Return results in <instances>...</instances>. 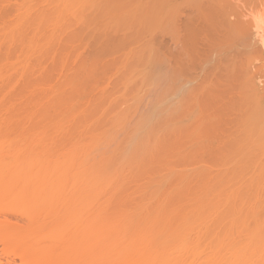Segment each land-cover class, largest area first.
<instances>
[{
	"label": "rangeland",
	"instance_id": "obj_1",
	"mask_svg": "<svg viewBox=\"0 0 264 264\" xmlns=\"http://www.w3.org/2000/svg\"><path fill=\"white\" fill-rule=\"evenodd\" d=\"M139 1L0 0V203L59 218L41 264H264V0Z\"/></svg>",
	"mask_w": 264,
	"mask_h": 264
},
{
	"label": "bare ground",
	"instance_id": "obj_2",
	"mask_svg": "<svg viewBox=\"0 0 264 264\" xmlns=\"http://www.w3.org/2000/svg\"><path fill=\"white\" fill-rule=\"evenodd\" d=\"M140 1H143V0H140ZM139 1V8H141V9H139V15H140V17H141V12L142 13H144V17L147 15V17H145V19H144V24L146 23V25L145 26H143V31H142V27H141V24H140V29L141 30H139V34H141L142 35V37L141 38H143V34H144V31H146V27H148L147 26V23H148V19L150 18L151 19V21L153 22V20L156 18V16H155V18H153L154 17V15L156 14H159L161 17H163V20L166 22V21H168V20H165L164 19V16H165V18L166 19H170L172 16H173V13L174 14H176L177 12H179L180 11V9H182V8H180V7H182L183 6V4L184 3H186L185 5H184V7L187 5V6H189V5H191L190 3H195L194 1H191L190 0V2H188L189 0H186V1H184V0H174V2L172 1H169V0H145V2H144V4H140V3H142V2H140ZM171 2L169 5H166V6H164L163 4H166L165 2ZM176 1V2H175ZM197 1V0H196ZM201 1V0H200ZM199 1V2H200ZM203 1V0H202ZM212 1H214V0H212ZM217 1V0H216ZM220 0H218L217 2H219ZM225 1H228V0H225ZM225 1H223L224 3H225ZM239 1V0H238ZM241 1V0H240ZM162 2H164L162 5H160V3H162ZM204 2V1H203ZM222 2V3H223ZM145 3H146V6H145ZM198 3V2H197ZM213 3V2H212ZM228 3V2H227ZM179 4H180V6H179ZM189 4V5H188ZM215 4V3H214ZM218 5H223V4H221V2L220 3H217ZM226 4V3H225ZM224 4V5H225ZM194 5V4H193ZM201 5V4H200ZM202 5H204V4H202ZM202 5H201V7H202ZM216 5V4H215ZM214 5V6H215ZM143 6V7H142ZM160 6H162V7H160ZM186 6V8H188ZM147 7V8H146ZM152 9H151V8ZM156 7H159V8H157L156 10H155V8ZM190 7H192V6H190ZM198 7H199V5L197 6V9H198ZM210 7H212L213 8V6H209V10H211L212 8H210ZM225 8V6H222L221 8ZM227 7V6H226ZM230 6L228 5V7H227V11H230V8H229ZM154 8V9H153ZM178 8V9H177ZM196 8V7H195ZM218 8L220 9V7L218 6ZM222 9L223 11H225V9ZM145 9V10H144ZM151 9V10H150ZM192 9H194V8H192ZM153 10H155V11H153ZM176 10H178V11H176ZM186 10V9H185ZM200 10H202V9H200ZM151 11H153V12H151ZM205 11V10H204ZM203 10H202V13L204 12ZM215 12V10L213 9V10H211V11H208V13H207V11H206V13L204 12V18L202 17V21L204 20H207V14H208V16L210 17V15H212V13L210 14L209 12ZM217 11V10H216ZM226 11V14L228 13ZM176 12V13H175ZM184 12V11H183ZM187 12V11H186ZM185 12V13H186ZM193 13H194V11H192ZM221 13H224V12H222V11H220ZM233 12H235V14H237V11H235L234 9H233ZM149 13V14H148ZM171 13H172V15H171ZM185 13H184V16H185ZM192 13V14H193ZM195 13H197L196 12V10H195ZM219 13V12H218ZM152 14H154V15H152ZM182 14V13H181ZM189 14V13H188ZM228 14H231V13H228ZM149 15V16H148ZM150 15H151V17H150ZM202 15V16H203ZM223 15V14H222ZM250 15V14H249ZM160 16H158V17H160ZM178 16V15H177ZM183 15H182V17H184ZM188 16V15H187ZM189 16H190V14H189ZM193 16V15H192ZM195 16V15H194ZM193 16V17H194ZM201 16V15H200ZM200 16H198V17H200ZM213 17L215 16V15H212ZM210 17V20H211V22H212V19H213V17ZM219 16V15H218ZM235 16V15H234ZM239 16V15H238ZM243 16V15H242ZM241 16V17H242ZM174 17V16H173ZM197 17V18H198ZM205 17H207L206 19H205ZM226 17V15L224 16V18ZM250 17H251V15H250ZM179 18H181V17H179ZM189 18V17H188ZM212 18V19H211ZM227 18V17H226ZM249 18V17H248ZM150 19H149V21H150ZM159 19V18H158ZM157 18H156V21L158 20ZM185 19V18H184ZM183 19V20H184ZM191 19V18H190ZM194 19H195V17H194ZM193 18H192V20H194ZM201 19V18H200ZM221 19V18H220ZM228 19V18H227ZM226 19V20H227ZM232 19V18H231ZM238 19V18H237ZM237 19L235 20L236 21V23H235V21H234V19H233V22H234V24L236 25H238V23H239V21H241L243 18H240V20L238 21V23H237ZM247 19V18H246ZM246 19H243V20H245L246 21ZM255 19V18H254ZM257 20H258V18H256ZM161 20V19H160ZM175 20H176V18H175ZM243 20H242V22H243ZM248 21H249V19H247ZM147 21V22H146ZM149 22V24H151V25H153V23L152 22ZM155 21V22H156ZM177 21V20H176ZM181 21H182V19H181ZM186 21V20H185ZM184 21V22H185ZM189 21V20H188ZM201 21V22H202ZM204 21H203V23H204ZM244 21V22H245ZM161 22V24L163 25L162 27H165V28H168V26L170 27L171 25L170 24H168V26L166 25V26H164L165 25V22H163V21H160ZM164 24H163V23ZM172 22V23H171ZM191 21H189V22H186V25H185V28L188 26V30H190V29H194V30H192V31H190V32H192V33H190L189 31H188V36H190L191 34H192V36L195 34V32L198 30V29H195V27L193 26V25H195V23H196V21H195V23H193V21H192V24L190 23ZM206 22V21H205ZM223 22V21H222ZM222 22H220V23H222ZM230 22H232V20L230 21ZM230 22H229V24H230ZM232 22V23H233ZM247 22V21H246ZM157 23V22H156ZM168 23H171L172 24V29L174 30L176 27H175V23L173 24V21L172 20H169V22ZM189 23H190V25H189ZM200 23V22H199ZM213 24H214V22H212ZM216 23H218V22H216ZM231 23V25L229 26V24L227 25V27H225L226 29H228V28H230V30H227V31H225V32H228L229 34H231V33H234V32H236L237 33V31H238V29H240V27H241V25H238L239 26V28H237V29H234V26L232 27V24ZM148 24V25H149ZM180 24H181V22H180ZM179 24V25H180ZM183 24H185V23H183ZM188 24V25H187ZM198 24V23H197ZM244 24V23H243ZM178 25V24H177ZM178 25V26H179ZM200 24H198L197 25V28H199L200 26H201V29H203V25H200ZM214 25H217V24H214ZM218 25H219V23H218ZM237 25L235 26V28L237 27ZM190 26H191V28H190ZM196 26V25H195ZM204 26H207V25H205L204 24ZM150 27V29H151V26H149ZM153 27V26H152ZM173 27H175V28H173ZM231 27H232V29H231ZM165 28H159L158 30H157V33H156V35L158 34V32H161V30H163V29H165ZM145 29V30H144ZM153 29V28H152ZM171 29V28H170ZM187 29V28H186ZM149 30V29H148ZM181 30V29H180ZM179 30V31H180ZM237 30V31H236ZM143 32V34L141 33V32ZM151 30H149V33H151L150 32ZM163 31H165V30H163ZM166 31H167V29H166ZM168 31H169V28H168ZM178 31V33H180ZM186 31V30H185ZM194 31V32H193ZM203 31H204V29H203ZM206 31V30H205ZM146 32H148V31H146ZM145 32V33H146ZM154 33V32H153ZM163 33H166V32H163ZM163 33H161L160 35H164ZM194 33V34H193ZM176 34V33H175ZM190 34V35H189ZM201 34V33H200ZM205 34V33H204ZM228 34V35H229ZM154 35V34H153ZM168 35H172V34H168ZM181 35V34H180ZM146 36H147V34H146ZM174 36H177V35H172V38L170 37V41H171V39H173L174 38ZM192 36H191V38H192ZM194 36H196V35H194ZM198 36H201V35H198ZM139 37H140V35H139ZM144 37H145V35H144ZM152 37V36H151ZM150 37V38H151ZM178 37V36H177ZM141 38H139V40H141ZM147 39V38H146ZM175 39H176V37H175ZM181 39V38H180ZM188 39H190V37L188 38ZM196 39V38H195ZM201 40H203L202 38H200ZM143 40H145V39H143ZM142 40V41H143ZM149 40H151V39H149ZM178 40V39H177ZM185 40H187V39H185ZM141 41V42H142ZM146 41V40H145ZM140 42V43H141ZM172 42H173V40H172ZM185 42V41H184ZM192 42V41H191ZM197 42H199V41H197ZM240 42V41H239ZM243 42V41H242ZM139 43V44H140ZM143 43V42H142ZM148 43H150V42H148ZM152 43V42H151ZM179 43V42H178ZM200 43H201V41H200ZM243 43H245V42H243ZM154 43H152V45H153ZM204 44V43H203ZM143 45V44H142ZM141 45V46H142ZM145 45V44H144ZM181 45V44H180ZM149 46H150V44H149ZM148 46V47H149ZM195 46V45H194ZM146 47V46H145ZM144 47V48H145ZM184 47V46H183ZM143 48V49H144ZM189 48V47H188ZM147 49H149V48H147ZM153 49H155V48H153ZM153 49H151V50H153ZM144 51V50H143ZM145 52V51H144ZM146 52H148V51H146ZM151 53V52H150ZM146 53H144V55H145ZM152 54H153V52L150 54L151 56H152ZM174 54V53H173ZM148 55V54H147ZM178 55V54H177ZM176 55V56H177ZM154 56V55H153ZM144 57V56H143ZM147 57L148 56H146L145 57V59H147ZM155 59V58H154ZM153 58H152V60H154ZM142 61H140V62H142L143 63V60H144V58L143 59H141ZM157 60V59H156ZM156 60H154V62L156 61ZM159 60V59H158ZM147 61V60H146ZM150 61H151V59H150ZM158 61H156L155 63H157ZM161 62V61H160ZM151 63H153V62H151ZM162 63V62H161ZM141 64V63H140ZM148 64V63H147ZM147 64H146V67H147ZM163 64V63H162ZM161 64V65H162ZM144 65V64H143ZM153 65H154V63H153ZM156 65V68H158L157 66H159L160 65V63L158 64H155ZM160 65V67H162ZM153 67V66H152ZM160 67H159V70H160ZM164 67V66H163ZM149 68V67H148ZM154 68V67H153ZM152 68V69H153ZM166 68V67H165ZM190 68V67H189ZM150 69H151V67H150ZM148 70V69H147ZM155 70V69H154ZM151 71H153V70H151ZM168 71V70H167ZM160 72L161 71H159L158 72V75L160 74ZM171 72V71H170ZM156 73V72H155ZM164 73V72H163ZM161 74H162V72H161ZM161 74H160V76H161ZM166 74V73H165ZM169 74V73H168ZM167 77H168V75H167ZM158 79H161V77H158ZM168 79V78H167ZM161 81H163V80H161ZM164 82V81H163ZM30 200V199H29ZM28 199H26V200H24V199H22V200H20V201H17L18 203H15V205H16V207L18 208V213L19 214H17V215H15V217H14V219H16V220H14V221H16V223L14 224L12 221H10L9 219H8V216H7V214H9V213H7L6 211L7 210H5V209H8V207H6L7 205H9V204H12V203H0V237H1V239H0V242H1V240H5V241H2L1 242V244L3 245V246H6V248H12L13 247V249L12 250H14V251H18L19 252V254L20 253H22V254H20L19 256H22V258H21V260H22V262L23 263H25V262H29L28 264H38V262L40 263V260H38V259H41L40 257L43 255V256H45L42 252H44V250H39V248L40 247H37V246H34V245H31V243H30V241L28 240V239H30L31 237L33 238V239H35V241H36V243H40V245L42 244V245H44L45 246V248H46V250H48V248L49 249H53L52 247H58L59 245H61V242L62 241H59V240H62L63 239V235H62V233H60L61 231L60 230H57V228H60V224H58V223H60L59 222V218H57L56 217V215L55 214H48V213H42L41 211H42V208H43V206H44V202L43 201H41V200H31V201H29ZM35 201H38V202H35ZM37 203V204H36ZM39 203V204H38ZM10 206H12V205H10ZM14 206V205H13ZM34 206H36V207H34ZM29 208V207H33V209L34 210H36V214H35V216H34V213H33V210L30 212H20L21 210H19V208ZM4 208V209H3ZM36 208V209H35ZM39 212V213H38ZM21 214V215H20ZM22 214H23V216H22ZM27 215H29V216H27ZM55 215V216H54ZM5 216H7V217H5ZM10 216V215H9ZM56 217V218H55ZM52 218V219H51ZM54 218V219H53ZM47 220V221H46ZM58 223H57V222ZM57 225H59V226H57ZM55 229V230H54ZM15 230V231H14ZM14 232V233H13ZM57 232V233H56ZM59 233V234H58ZM7 234V235H6ZM16 235V236H15ZM22 237H21V236ZM35 235H36V237H35ZM48 235H50L52 238L54 237V238H56V240L55 239H53V240H51L50 238H48L49 236ZM29 236V237H28ZM59 237V238H58ZM9 238V239H8ZM12 238V239H11ZM28 238V239H27ZM17 239V240H16ZM18 239H19V241H18ZM23 239H25V240H23ZM13 240V241H12ZM16 240V241H15ZM20 240H21V243L23 244V248L22 249H24V246L26 247V249H24L23 251H26V253L24 252H21L22 251V249H18V250H15V249H17V244H19V245H21V243H20ZM45 240H47V243L45 242ZM49 240L50 241H52V242H49ZM29 243H28V242ZM59 241V242H58ZM15 242V243H14ZM17 242V243H16ZM53 242H55V243H53ZM7 243V244H6ZM58 243V245L56 246V244ZM5 244V245H4ZM14 244H16L15 245V247L13 246ZM25 244V245H24ZM28 244V245H27ZM52 244V245H51ZM22 246V245H21ZM10 248V249H11ZM15 248V249H14ZM55 248V250H57ZM59 248V247H58ZM29 250V251H28ZM37 251H39V252H37ZM42 251V252H41ZM17 253V252H16ZM33 253V254H32ZM39 254V255H41L40 257H39V255L38 256H36L37 254ZM28 254V255H27ZM25 255V256H24ZM35 255V256H34ZM29 256H31V259H35L36 260V263H33L32 262V260L31 259H29ZM43 256H42V258H43ZM25 257V260H23V258ZM33 257V258H32ZM35 257H37V258H35ZM27 259H28V261H27ZM34 261V260H33ZM41 261H43L42 259H41ZM51 261H52V259L49 261L50 263H51ZM32 262V263H31ZM35 262V261H34ZM27 263H25V264H27ZM54 263H56V262H54ZM53 263V264H54ZM41 264V263H40Z\"/></svg>",
	"mask_w": 264,
	"mask_h": 264
}]
</instances>
